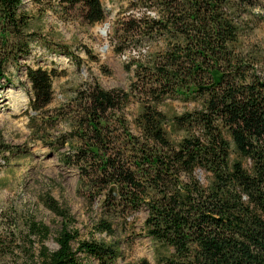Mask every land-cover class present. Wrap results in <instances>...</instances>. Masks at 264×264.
Returning <instances> with one entry per match:
<instances>
[{
  "label": "trees",
  "instance_id": "obj_1",
  "mask_svg": "<svg viewBox=\"0 0 264 264\" xmlns=\"http://www.w3.org/2000/svg\"><path fill=\"white\" fill-rule=\"evenodd\" d=\"M56 4L87 24L106 18L102 0ZM255 21L264 22V0H128L108 33L112 51L126 56L128 86L92 79L53 109L61 72L25 67L32 134L56 151L68 147L60 160L77 168L79 193L104 194L98 230L111 234L113 215L125 222L146 211L158 264H264V50L247 39ZM39 29L23 0H0V89L7 66L34 42L62 47ZM176 100L192 106L164 110ZM4 152L21 150L3 144ZM42 202L63 224L54 250L42 244L48 226L28 224L41 243L32 264H85L80 253L115 263L116 245L77 239L69 210L49 193Z\"/></svg>",
  "mask_w": 264,
  "mask_h": 264
},
{
  "label": "rangeland",
  "instance_id": "obj_2",
  "mask_svg": "<svg viewBox=\"0 0 264 264\" xmlns=\"http://www.w3.org/2000/svg\"><path fill=\"white\" fill-rule=\"evenodd\" d=\"M102 2L106 18L91 25L72 14L62 15L56 0H23V8L32 16L38 29L41 28L42 37L62 47L47 49L43 43L34 42L26 57L5 69L9 82L1 80L0 264H32L37 259L41 243L28 231L31 221L48 226L49 234L42 244L49 250L57 248L55 238L63 220L43 204L42 197L47 193L69 210L74 221L67 223V228L78 232L77 239H93L117 246L120 256L114 264H134L142 258L150 264H158L157 243L145 234L143 221L146 211L142 209L129 215L125 222L113 215L111 234L98 230V222L106 217L102 210L104 194L90 200L84 194L83 186L79 193L77 168L60 160V152L68 150V147L64 145L56 151L36 139L37 134L34 136L31 132L29 116L33 111L29 106L31 94L25 75L26 66H41L61 72L53 80L50 109L64 103L80 84L92 79L106 89L128 86L130 74L123 68L126 56L112 51L108 37L111 24L128 6V0ZM247 39L264 50V22L255 21ZM191 106L176 100L166 105L164 110L181 112ZM136 108V104L126 108L128 118L136 113ZM3 144L19 146L21 152L17 155L1 153ZM80 256L85 264H97L92 257L81 253Z\"/></svg>",
  "mask_w": 264,
  "mask_h": 264
},
{
  "label": "water",
  "instance_id": "obj_3",
  "mask_svg": "<svg viewBox=\"0 0 264 264\" xmlns=\"http://www.w3.org/2000/svg\"><path fill=\"white\" fill-rule=\"evenodd\" d=\"M106 33V29H104V31H103V34H105ZM109 193L110 194H113L114 196H117V192H116V189L114 188V189H112V190H109Z\"/></svg>",
  "mask_w": 264,
  "mask_h": 264
}]
</instances>
